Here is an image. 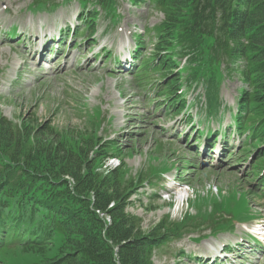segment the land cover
<instances>
[{
	"label": "rangeland",
	"instance_id": "obj_1",
	"mask_svg": "<svg viewBox=\"0 0 264 264\" xmlns=\"http://www.w3.org/2000/svg\"><path fill=\"white\" fill-rule=\"evenodd\" d=\"M80 1L69 0L61 7L52 5L49 11H35L30 7L35 0H0V113L16 124L29 119L35 125L46 123L57 130L74 133L75 130L89 133L93 128L101 139L113 141L117 147L114 154L123 160L127 171L135 178L134 183L139 182L141 176L146 181L137 185V194L131 198L127 209L142 219L145 232L163 219L180 226L187 218L208 217L210 214L216 215L217 223H223L222 215L239 220L246 212H251L253 217L250 218L264 222V191L255 186L257 179L249 177L251 167L243 161V151L237 158L227 159L226 154L216 157L214 152L201 151L204 136L199 140L200 144L194 137V129L205 128L199 116L201 108L208 115L206 125L216 124L220 128L233 122L236 99L242 87L238 74L223 78L226 81L220 88L219 101L220 108L225 110L221 118L218 113L217 121L212 122V115L208 113L211 107L204 90L190 106L189 111L196 119L188 124L185 115L174 114L172 109L166 108L167 104L164 107L165 98L159 96L155 89L160 82L157 74L148 72L142 75L137 73V68L133 69L134 61L127 64V68L119 60L120 56L124 57L129 52L132 54L135 32L136 35L143 33L142 40L147 47L145 55L152 53L153 45L149 36L144 34V27L158 26L163 21V15L149 6L148 0L140 6L131 0H108L112 1L110 8L115 11V18L102 15L92 27L96 34L83 38L77 36V30L85 24L75 19L80 12ZM47 2L51 4V0ZM3 3L6 5L4 10L9 9L7 12L2 11ZM47 12L56 19L55 27L66 23L77 26L74 37L68 39L72 42L66 48L68 60L66 56L58 58V54L50 59L41 57L38 62L34 53V38L39 32L40 18L45 21ZM12 29L17 31L16 37L20 35L21 38L11 40L5 36ZM91 33L90 28L88 34ZM87 37L90 38L86 40ZM66 42L60 47H64ZM77 42L81 45L74 49ZM108 51L114 56L107 60L104 54ZM207 52L204 51L194 62L195 69L190 71V75L206 79L207 93L217 98L220 77L224 76L225 68L206 60ZM43 59L49 60L51 67H44L41 63ZM200 90L201 87L195 93L192 89L187 91L189 98L192 100L191 93L196 95ZM149 98L156 104L150 103ZM185 128L186 133L180 137ZM217 145L219 141L215 149ZM118 161L108 162V167L117 166ZM170 166H173L172 170ZM161 173L166 174L162 176ZM182 184L189 186L182 187ZM153 187L158 191H154ZM172 188L185 190L184 196L188 195L189 206L185 203L184 216L178 213L181 199H175L177 204L173 209L168 207L173 203L167 200L165 191ZM258 215L260 218L254 217ZM248 224L250 221L245 225L238 223L234 231H224L217 237L206 230L209 222L197 229L182 228L178 232L180 237H172L166 246L157 251L154 264H211L206 262L210 256L209 245L214 243L221 247L233 240L239 243L242 238L249 240L243 245L248 252L244 255L245 259L237 258H242L244 264H252L247 262L249 259L255 264H264L263 247L255 251L252 238L246 235ZM201 233L204 235L202 239ZM240 252L244 251L237 250V253ZM25 262L17 255L8 258V264Z\"/></svg>",
	"mask_w": 264,
	"mask_h": 264
},
{
	"label": "trees",
	"instance_id": "obj_2",
	"mask_svg": "<svg viewBox=\"0 0 264 264\" xmlns=\"http://www.w3.org/2000/svg\"><path fill=\"white\" fill-rule=\"evenodd\" d=\"M150 4L164 14L152 30V57L166 55L160 66L166 80L173 57L187 56L190 72L204 51L206 60L240 76L239 128L250 131L247 147H260L254 168L264 170L257 165L264 164V0ZM149 65L144 61L139 69ZM184 79L195 77L176 73L161 89L167 101L174 100L171 108ZM75 131L29 119L16 124L0 113V264L11 255L25 264H154V253L177 232L162 220L145 234L141 219L126 211L135 178L123 160L103 168L108 157L118 156L114 142L93 128ZM97 210L109 215L110 225Z\"/></svg>",
	"mask_w": 264,
	"mask_h": 264
},
{
	"label": "bare ground",
	"instance_id": "obj_3",
	"mask_svg": "<svg viewBox=\"0 0 264 264\" xmlns=\"http://www.w3.org/2000/svg\"><path fill=\"white\" fill-rule=\"evenodd\" d=\"M3 7H6V5L3 3L2 4ZM2 16V15H0ZM43 27V26H42ZM43 30H49V27H43ZM50 39H53L52 37ZM22 54V53H21ZM211 246H214V244H211ZM208 251H210V248L208 249ZM263 252V251H262Z\"/></svg>",
	"mask_w": 264,
	"mask_h": 264
}]
</instances>
